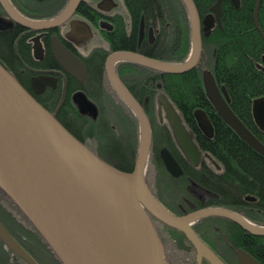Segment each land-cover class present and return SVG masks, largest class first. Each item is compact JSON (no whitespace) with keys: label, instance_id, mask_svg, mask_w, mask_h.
I'll return each instance as SVG.
<instances>
[{"label":"water","instance_id":"water-1","mask_svg":"<svg viewBox=\"0 0 264 264\" xmlns=\"http://www.w3.org/2000/svg\"><path fill=\"white\" fill-rule=\"evenodd\" d=\"M79 1L69 0L64 10L49 20L26 19L14 10L8 0H0V4L15 23L36 30L51 28L67 19ZM182 1L188 13L191 33V50L184 62H165L134 51L113 52L105 62L108 83L132 110L138 122L137 154L130 171H123L105 161L72 135L0 62V189L36 228L62 264H124L106 237L89 194L94 201L99 200L101 194L103 200L100 205L109 207L108 212L120 219L123 231L129 235L127 239H131L135 248L143 253L149 254L150 250L161 264H164L162 246L147 211L163 223L180 229L210 264L225 263L195 234L190 227L194 220L204 216H224L253 235H264V228L253 226L224 208H200L185 215H174L155 198L145 181V160L151 140L150 123L140 103L119 79L114 65L129 61L174 74L196 67L202 51L200 19L194 1ZM221 1L215 0L211 5V14L203 19L206 26H211L213 21L220 24ZM232 1L235 6L239 5V0ZM258 4L259 0L255 16ZM142 35L143 21L140 24ZM51 47L54 58L66 73L79 80L86 76L83 62L64 49L55 38H52ZM41 78L46 82L50 79ZM203 81L206 94L218 115L249 147L264 157V145L232 111L224 86H217L208 69L203 71ZM157 86L160 87L159 84ZM77 99L82 106H88L82 96H77ZM157 104L162 107L175 144L189 161L195 162L200 149L180 113L163 92L158 93ZM251 110L257 126L264 128V97L255 98ZM159 115L162 117L161 113ZM194 115L202 131L212 135V126L205 112L196 109ZM160 155L166 170L178 176L181 169L166 147L160 150ZM80 170L86 171L93 179H99V187H95L94 181L86 175L81 180ZM0 239L29 264H36L1 223ZM235 252L240 264H260L242 249ZM152 257L150 255L147 259L151 261L149 264H158Z\"/></svg>","mask_w":264,"mask_h":264},{"label":"flooded vegetation","instance_id":"flooded-vegetation-1","mask_svg":"<svg viewBox=\"0 0 264 264\" xmlns=\"http://www.w3.org/2000/svg\"><path fill=\"white\" fill-rule=\"evenodd\" d=\"M230 1L233 3L232 0ZM8 2L18 14L26 19L49 20L56 18L64 10L69 0H8ZM121 2L125 11L117 8L113 0H80L67 19L51 28L36 30L27 29L15 23L0 4V62L14 74L38 102L42 103H40L41 105H52V111L49 109L51 113L54 115L60 113L66 118L70 115L69 123H71L74 134L89 149L93 151L104 150L112 157L114 155L111 145L115 146L118 139L121 141L125 139V145L120 143L126 152L122 164L134 166L138 141L135 143L132 133L134 134L133 127L138 122L132 110L116 95L108 83L105 75V62L108 55L113 52L134 51L141 53L138 48L141 45L149 47L157 35V29L153 25L145 23L142 16L137 29L134 30L124 0ZM233 5L235 4L233 3ZM210 7L208 12L202 13V15L197 11L200 19L201 41L202 36H207L213 28L221 26V21L220 24L213 21L211 26H206L203 23V19L211 14ZM256 10L264 15V0H259ZM125 12L126 19L124 17ZM141 21H143L142 36H140ZM52 38H55L64 49L83 62L86 71L85 77L79 80L63 70L53 56ZM133 44L135 47L132 46ZM202 52L203 47L201 54ZM118 63L114 65V70L129 90L120 77ZM41 77L50 79L46 82ZM150 78L152 77L149 76ZM148 83L150 89L155 91L152 98L146 96L140 100L132 95L140 103L150 123L151 140L145 160L144 178L155 198L168 211L177 216L185 215L200 208H224L243 217L253 226L264 228L263 185L256 186L252 183V179L248 178L246 185L250 191L239 198V203L235 201L230 204L219 203V194L209 189L206 180L208 181L207 175L209 173L219 174L223 167L214 162L210 155L199 147L196 133L181 116L187 129L192 132L194 142L200 149V155L195 162L189 161L183 155L175 144L165 122L162 107L159 108L157 104V95L162 91L153 78ZM100 86H103L107 91L103 98L106 103L113 102L120 117L125 120L123 122L128 125V129L130 126L125 136L117 135L118 139H115L114 135L108 141H98L91 130L92 127H95L93 123L104 126L109 120L97 122L102 114V108L100 111L96 101ZM77 96H82L88 106H82ZM55 100H57L56 103ZM64 103L69 104L67 114L65 110L59 111ZM160 113L162 117H160ZM153 118L157 122L156 126L160 125L166 128V138L169 144H155ZM110 127L114 128L113 125ZM200 130L202 131L201 128ZM163 132L165 131L158 130L160 137ZM164 147L168 149L181 169L178 176L169 173L163 164L160 150ZM260 164L264 166V161ZM157 169L161 174H165L171 183L169 191L173 193L174 197L168 194L163 195L160 187H158L160 195L157 194L154 187V185H159ZM149 178L154 184L152 187L148 183ZM147 213L162 246L164 264H210L204 255L197 252L180 229L163 223L148 211ZM0 223L36 264H62L36 228L28 223V219L1 189ZM190 227L225 264H240L235 252L236 249L244 250L260 264H264V235H253L232 219L224 216H204L190 223ZM0 264L29 263L15 254L0 239Z\"/></svg>","mask_w":264,"mask_h":264},{"label":"trees","instance_id":"trees-1","mask_svg":"<svg viewBox=\"0 0 264 264\" xmlns=\"http://www.w3.org/2000/svg\"><path fill=\"white\" fill-rule=\"evenodd\" d=\"M193 1L201 15L208 12V8L215 2ZM256 2L257 0H240L236 7L230 0L221 1V26L213 28L207 36H202L203 52L200 62L187 72L165 73L129 61L118 63L120 77L130 92L140 100L146 96H154L155 91L150 89L148 83L153 78L196 133L199 147L223 167L219 174L209 173L208 181L206 180L209 189L219 194L218 202L222 204L233 201L239 203V198L250 191L246 185L248 178L252 179L254 185L264 187V166L260 164L264 157L249 147L218 115L206 94L203 71L207 67L206 61L211 59V66L207 68L216 84L224 86L230 108L264 145V129L256 125L251 110L252 101L264 97V15L256 10L255 16ZM124 3L134 30L142 16L145 23L157 29L153 43L149 47L141 45L139 52L165 62L181 63L186 60L191 50V33L188 13L182 0H124ZM132 46L135 47V44ZM149 76L152 78L149 79ZM103 90L107 92L100 86L98 95L105 93ZM43 106L47 110L53 109L52 105ZM68 108L69 104L64 103L59 111L65 110L67 114ZM196 109H201L207 115L213 129L212 136L208 137L200 130L194 115ZM69 116L66 118L60 113L55 114L56 119L79 139L71 128ZM107 123V126L97 124L91 128L98 141H108L114 137L110 133L117 134L111 129L110 122ZM155 127V144H169L166 128L160 125ZM123 128L125 131L124 124ZM159 129L165 131L161 137ZM133 130L135 141L136 125ZM120 143L117 140L115 146L111 145L112 157L104 150L97 149L94 152L118 169L130 171L133 165L122 164L126 152ZM28 223L32 225L29 221Z\"/></svg>","mask_w":264,"mask_h":264},{"label":"rangeland","instance_id":"rangeland-1","mask_svg":"<svg viewBox=\"0 0 264 264\" xmlns=\"http://www.w3.org/2000/svg\"><path fill=\"white\" fill-rule=\"evenodd\" d=\"M113 1L116 3L117 8H119L120 10L125 11L121 0H113ZM124 17H125V19L127 18L126 12L124 13ZM210 61H211V59L210 60L208 59V62L206 61V66L208 68L211 66V62ZM105 93L100 94L98 96V100H96L97 103H98L99 108L102 107V114L100 115L101 119L98 117L99 119L97 120V122L99 120H100L99 122H101V121H104L106 119L107 120L109 119L108 121L110 122V125H113V127H114V128H111V129L113 131H116L115 133H117L116 135L112 134V133H110V134H111V136L115 135V138L118 139L117 135L119 134L121 136H125L126 131L130 129V126H129V129H128V125L125 122H123L125 120L120 117L119 111H117V109L115 107V104L113 102L112 103L111 102L110 103L109 102L106 103V101L103 99L105 97V95H106ZM152 123H153V130H154V128H156L155 126L157 124V122L154 120V118H153ZM123 124H124V127H125V131H123L124 130ZM93 125L96 126V123H93ZM105 125L107 126V125H109V123H107ZM138 131H139V129H138V124H137L136 125V132H135L136 133V135H135V141L136 142L135 143H137V141H138ZM132 136H134L133 133H132ZM122 140L123 141H121V139H120L121 143L122 144L124 143V145H125L126 144L125 143L126 141L124 142L125 139H122ZM154 140H155V137H154ZM80 172H81V176H80L81 180H83L84 179V175H86L88 179L94 181V186L95 187H99L98 184H101L99 179H97V178L93 179V177L91 175H89L88 173H86V171L80 170ZM157 174H158V177H159V185L155 186L153 184L151 178L148 179L149 185L151 187L154 185L158 195H160L159 188H158V187H160L163 195L168 194V195L174 197L173 193L171 191H169V189L171 188V186H170L171 183L166 178L165 174H161L158 171V169H157ZM97 192H98V190H97ZM89 195H88V198H89L90 202L92 203V206H93V208H94V210H95V212L97 214L98 220H99V222H100V224L102 226V229H103L104 233L106 234V237L108 238L111 246L113 247V249L116 252V254L118 255V257L122 260V262L124 264H149L151 261L148 262L147 259H148V257L150 255H151V257L153 256L151 259L156 261L158 264H161V262L159 263V260L155 259L154 254L150 250H149V254L150 255L148 254V252L143 253L140 249L138 250L137 247L135 248V246L133 245L132 241H130L131 239H127V238H129V235L127 234V232L125 230L123 231L120 219H118V217H116L114 214L111 215L108 212L109 211V207L103 208V206L100 205V202L103 200L100 197L101 194L99 195V200L97 199V201L96 200L94 201V198H93L92 194L90 196ZM97 198H98V196H97Z\"/></svg>","mask_w":264,"mask_h":264},{"label":"bare ground","instance_id":"bare-ground-1","mask_svg":"<svg viewBox=\"0 0 264 264\" xmlns=\"http://www.w3.org/2000/svg\"><path fill=\"white\" fill-rule=\"evenodd\" d=\"M75 164V163H74ZM74 168H76L75 166H74ZM78 173V172H77Z\"/></svg>","mask_w":264,"mask_h":264}]
</instances>
